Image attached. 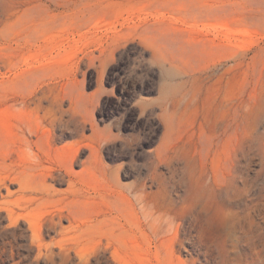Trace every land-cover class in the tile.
<instances>
[{
	"label": "rangeland",
	"instance_id": "374dc122",
	"mask_svg": "<svg viewBox=\"0 0 264 264\" xmlns=\"http://www.w3.org/2000/svg\"><path fill=\"white\" fill-rule=\"evenodd\" d=\"M252 183L264 0H0V264H213Z\"/></svg>",
	"mask_w": 264,
	"mask_h": 264
},
{
	"label": "clouds",
	"instance_id": "9594fccd",
	"mask_svg": "<svg viewBox=\"0 0 264 264\" xmlns=\"http://www.w3.org/2000/svg\"><path fill=\"white\" fill-rule=\"evenodd\" d=\"M239 202L244 204L242 209L229 207L223 215L210 201L202 208V236L213 264H264V184L241 188L230 204ZM223 223L228 227L218 232L217 226Z\"/></svg>",
	"mask_w": 264,
	"mask_h": 264
},
{
	"label": "trees",
	"instance_id": "16d2710c",
	"mask_svg": "<svg viewBox=\"0 0 264 264\" xmlns=\"http://www.w3.org/2000/svg\"><path fill=\"white\" fill-rule=\"evenodd\" d=\"M96 261H97V258L94 257L92 259V264L96 263ZM61 262H62L61 258H58V261H57L56 264H61ZM76 262H77V259H73V260H67V262H65L63 264H76ZM32 264H50V263H48L46 260H41L40 263H32Z\"/></svg>",
	"mask_w": 264,
	"mask_h": 264
}]
</instances>
